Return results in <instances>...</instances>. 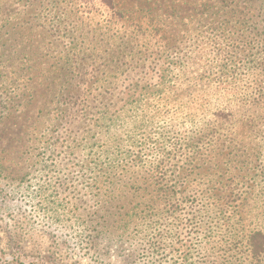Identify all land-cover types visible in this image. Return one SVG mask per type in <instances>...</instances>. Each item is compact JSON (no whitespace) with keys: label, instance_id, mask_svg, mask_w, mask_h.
I'll list each match as a JSON object with an SVG mask.
<instances>
[{"label":"rangeland","instance_id":"obj_1","mask_svg":"<svg viewBox=\"0 0 264 264\" xmlns=\"http://www.w3.org/2000/svg\"><path fill=\"white\" fill-rule=\"evenodd\" d=\"M76 4L0 0V264H264V0Z\"/></svg>","mask_w":264,"mask_h":264},{"label":"trees","instance_id":"obj_2","mask_svg":"<svg viewBox=\"0 0 264 264\" xmlns=\"http://www.w3.org/2000/svg\"><path fill=\"white\" fill-rule=\"evenodd\" d=\"M76 7L74 8V10L72 11V13L74 15H80L84 12H86L85 10L88 9V7L93 6L94 8H96L97 6L100 8H108L110 10H112L114 13H119L121 12V10L118 7V0H76ZM59 9L61 10L60 12H58V22L61 24V20H64V18H67L66 15V10L63 6H59ZM99 23V22H98ZM97 23V24H98ZM153 22L152 21H143V20H137L136 23H134V27H133V31L135 32L136 35L142 34V30L144 31H150L151 33L154 31L156 34H158L157 31H159L160 29L157 26H153ZM254 62H256V65H262L261 66V72L262 75L264 77V57L261 61H258L256 58L254 59ZM224 72H222L223 74ZM223 76H225V73L223 74ZM217 89H218V96L219 98L222 99V101H227L231 98H233L234 100H238V102L244 103V101L247 100H255L256 97L262 95L264 93V89H261L260 87H256L254 89L253 92H249V96L248 98H245L242 100V98L245 95H243L240 91V88L238 86V84H233L231 82H228L227 80H221L220 82H218L217 84ZM253 93V94H252ZM247 95V94H246ZM228 110L226 106L221 107L220 111H222V113H219L220 117H228L226 114H223V111ZM254 121V120H252ZM255 236L248 238V246L250 249V252H256L257 250H259L260 248H262L264 246L263 240H264V236L262 233H254ZM259 237L261 240L257 241L256 243L253 241L254 238Z\"/></svg>","mask_w":264,"mask_h":264}]
</instances>
